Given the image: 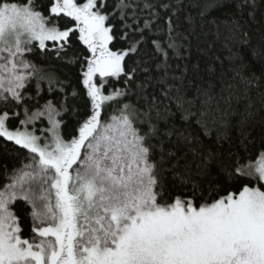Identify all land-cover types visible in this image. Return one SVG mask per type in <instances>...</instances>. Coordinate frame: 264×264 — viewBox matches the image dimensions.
Returning <instances> with one entry per match:
<instances>
[{
    "label": "snow or ice",
    "instance_id": "snow-or-ice-1",
    "mask_svg": "<svg viewBox=\"0 0 264 264\" xmlns=\"http://www.w3.org/2000/svg\"><path fill=\"white\" fill-rule=\"evenodd\" d=\"M0 264H264V0H0Z\"/></svg>",
    "mask_w": 264,
    "mask_h": 264
}]
</instances>
